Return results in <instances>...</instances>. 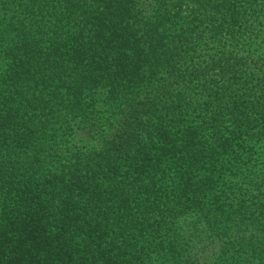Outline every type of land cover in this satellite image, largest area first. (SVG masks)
Returning a JSON list of instances; mask_svg holds the SVG:
<instances>
[{
  "label": "trees",
  "instance_id": "trees-1",
  "mask_svg": "<svg viewBox=\"0 0 264 264\" xmlns=\"http://www.w3.org/2000/svg\"><path fill=\"white\" fill-rule=\"evenodd\" d=\"M0 264H264V0H0Z\"/></svg>",
  "mask_w": 264,
  "mask_h": 264
}]
</instances>
